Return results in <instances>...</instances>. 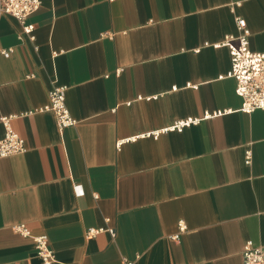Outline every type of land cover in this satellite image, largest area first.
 Masks as SVG:
<instances>
[{
  "label": "crops",
  "instance_id": "0c3cea01",
  "mask_svg": "<svg viewBox=\"0 0 264 264\" xmlns=\"http://www.w3.org/2000/svg\"><path fill=\"white\" fill-rule=\"evenodd\" d=\"M238 16L264 52V0H41L30 34L0 9V117L27 146L0 158V264H45L17 223L51 264H243L264 245V109H241L223 43ZM54 83L79 121L62 131L40 110Z\"/></svg>",
  "mask_w": 264,
  "mask_h": 264
},
{
  "label": "built area",
  "instance_id": "2783aa9c",
  "mask_svg": "<svg viewBox=\"0 0 264 264\" xmlns=\"http://www.w3.org/2000/svg\"><path fill=\"white\" fill-rule=\"evenodd\" d=\"M41 0H0V9L16 17L23 25L24 33L30 34L33 25L27 24L28 17L39 9ZM236 34L226 35L223 43L229 46L231 53V70L229 76L236 79L237 92L243 99L242 110L252 112L256 109H264V52L253 51L250 48L251 30L244 17H236ZM31 38L34 39L32 35ZM3 54L9 56L12 49H5ZM66 85L54 83L49 91V103L40 110L52 111L57 119L59 129L76 125L79 121L75 119L66 103ZM220 114V111L207 112L205 118ZM5 125L6 132L0 136V158L23 153L27 150L25 139L13 128L11 117H0ZM200 118H188L178 121L168 127L166 131H182L185 127L198 123ZM158 135V133H155ZM252 161V151H247L246 162ZM77 188L79 186L77 185ZM98 197V195H95ZM15 230L25 237H31L35 241L38 255L45 264L57 261L55 253L49 244V237L46 234L34 235L26 223H17ZM187 229L186 223L179 222V232L173 235L175 240ZM105 228L92 227L87 230L88 236H94ZM112 235H115L114 228H108ZM67 264V263H64ZM85 264V263H81ZM123 264H135V261L124 257ZM243 264H264V245H256L252 240L246 242L243 248Z\"/></svg>",
  "mask_w": 264,
  "mask_h": 264
}]
</instances>
